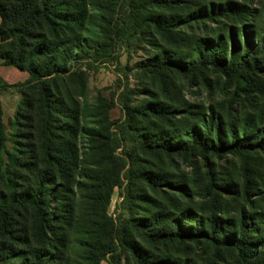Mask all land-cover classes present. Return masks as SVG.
I'll list each match as a JSON object with an SVG mask.
<instances>
[{
    "label": "rangeland",
    "instance_id": "rangeland-1",
    "mask_svg": "<svg viewBox=\"0 0 264 264\" xmlns=\"http://www.w3.org/2000/svg\"><path fill=\"white\" fill-rule=\"evenodd\" d=\"M178 1V4L161 6L151 5V0H91L88 19L100 26L97 30L98 42L87 57L75 64L72 75L57 79L59 111L64 113L65 110L75 109L80 126L98 127V117H93V114L98 113L101 107L105 108L111 124L103 140L109 142L111 148L115 147L113 153L126 162L122 170L123 185L121 188L114 187L105 214L92 199L93 183L96 178H102V172L111 168V164L101 165V150L91 147L88 138L82 134L78 137V171L71 172L69 180H55L50 185V193L55 197L54 211H57V202L64 199L60 189L66 190L65 195L75 206L71 224L68 227L57 224L55 229L57 235L66 240V250L62 256L69 259L70 264L88 263L87 248L81 245L80 240L85 239V232L91 228L90 223L93 219L97 221L95 218L101 217L100 223H105L108 228L110 219L119 225L133 217L150 220L159 211L165 213L166 217H173L188 209L193 214L186 222H182L183 228L196 229L198 219L207 223L210 217L217 215L220 221H230L226 232L231 236L230 233L236 230L241 211L245 210L252 217L256 231L254 235L259 241L254 262L264 264V216H261L264 214L263 151L229 153L222 157L211 156L208 160L198 155L167 157L138 150L137 143L131 138L134 134L135 139H140V129L137 132L130 128L129 133L117 127L127 118L128 107H140L150 100L176 107L180 111H191L186 126L181 114L171 120L151 118L147 123L138 122L139 125H146L150 135L163 136V139L167 136L173 139V136L180 137L188 126L197 123L201 115H209L212 110L223 118L225 125H238L246 116L257 118L263 113L264 72L256 76L245 74L239 79L230 80L212 69L206 70L195 80L171 72L167 90H163L143 64L159 56L160 45L195 59L196 40L212 39L217 32L226 37L229 52L227 60L231 59L234 48L243 50L246 40L253 45L264 44V0ZM207 6L209 11H213V18L195 19L188 26L179 25L171 34L172 41L163 40L151 27L154 18L163 21L174 18L179 21ZM116 25L120 30L118 34L115 33ZM239 31H242V37H239ZM7 38L0 34V132L4 138L0 153L6 179L0 189L5 192L10 191V188L21 191L30 184L29 179L32 180L33 175L29 172V176H26V172L21 167H14L13 162L20 164L27 161L30 164L36 161L35 157L40 155L42 145L37 134L39 121L36 111L27 107L28 103L33 104V108L37 106L38 94L31 86L25 85L30 78L29 72L6 59L7 55L16 52L15 48L7 52L11 47ZM261 55L264 63V53L261 52ZM64 121L66 119L62 118L61 122ZM13 167L17 176L9 181L7 168ZM208 167L213 170L218 182V189L211 192H207ZM81 170L87 176L79 174ZM94 171L100 175L93 174ZM139 173L158 178L166 176L170 184H178L180 188L163 186L152 189L140 177H136ZM248 180L252 183L250 200L243 193ZM130 181L133 184L131 196L128 197ZM20 222L28 226V221ZM134 230L129 226V238L146 250L149 257L168 259L170 255L178 259L170 260L176 264H238L233 249L217 247L207 241L197 244L185 242L188 245L185 247L174 243L165 248H153ZM20 249L17 248V253ZM109 257L102 258L99 264H110ZM21 261L22 257L19 256L4 258L0 255V264H19ZM120 264H136L129 250L123 248Z\"/></svg>",
    "mask_w": 264,
    "mask_h": 264
},
{
    "label": "trees",
    "instance_id": "trees-1",
    "mask_svg": "<svg viewBox=\"0 0 264 264\" xmlns=\"http://www.w3.org/2000/svg\"><path fill=\"white\" fill-rule=\"evenodd\" d=\"M90 1L0 0V34L6 35L11 44L7 52H11L12 48L16 49V52L11 56L7 55L6 59L30 74L25 85L31 86L38 98L36 107L33 108L31 103H28L27 107L36 111L39 121L37 134L42 141L41 152L35 157L36 161L30 164L27 161L20 164L13 162L14 167H21L26 172V176H29V172L33 175L26 189L14 191L10 188L8 192L0 189V255L4 258L22 257L19 264H70L69 259L62 256L66 250V240L58 236L55 229L57 224L67 227L71 224L75 206L65 195L66 190L60 189L64 199L57 202V211H54L55 197L51 195L49 188L55 180H69L71 172L78 171V137L81 134L88 138L91 147L101 150V165L108 162L111 164V168L102 172V178H96L93 183L92 199L103 214L114 187L121 188L123 185L122 170L126 162L113 153L115 147L111 148L109 142L103 140L105 133H109L111 124L107 110L101 107L98 113L93 114V117H98V127H82L76 110H65L64 113L59 111L60 101L56 99L59 94L57 79L72 75L75 64L87 57L90 49L98 42L97 30L100 26L88 19ZM178 3V0H151V5L171 6ZM213 15V11H209L207 6L179 21L174 18L171 21L154 18L151 27L163 40L172 41L171 34L179 25L188 26L195 19L213 18ZM241 32H238L239 37L243 36ZM115 33H120L118 25ZM159 49V56L143 64V67L156 78L163 90H167L171 72H178L191 80L202 76L208 69L219 71L228 80L239 79L245 74L256 76L264 72L261 58L264 44L253 45L246 40L243 50L234 48L231 59L227 60L228 43L221 32H217L212 39L196 40L195 59L180 55L166 46L160 45ZM262 109L263 113L259 117L246 116L238 125H225L223 118L212 110L209 115H201L197 123L188 126L180 137L172 135L174 139L171 136L163 139V136L150 135L146 125L139 123H147L151 118L171 120L181 114V118H185L186 126L191 111H180L181 109L176 107L150 100L140 107H128L127 118L118 123L117 127L129 133L130 128L137 132L141 130L140 139H135L134 134L131 138L137 143L139 151L163 154L167 157L198 155L208 160L211 156L222 157L229 153L264 152V103ZM62 118L66 119L63 123ZM29 119L32 123V119ZM3 139V133L0 132V148ZM2 164L0 153V185L6 181ZM14 167L7 168L9 181H13L12 177L17 176ZM79 174L87 176L84 170ZM93 174L100 175L98 171ZM136 177H140L139 179L145 181L152 189L163 186L180 188L178 184H170V179L166 176L158 178L159 176H150L148 173H139ZM130 179L132 180L131 177ZM207 181V192L218 189L216 175L210 167ZM132 184L133 181L128 184V197L131 196ZM251 185L248 180L243 190L247 200H250L253 194ZM192 214L188 209L178 216L166 217L165 213L159 211L150 220L133 217L125 219L119 225L110 219L108 228L105 223H100L101 217H98L95 218L97 221L93 219L90 223L91 228L85 232V239L80 240L81 245L87 248L89 264H99L107 255L110 256V264H120L123 248L130 251L136 264H176L173 261L178 259L170 255L168 259L147 256V251L129 238L130 226L153 248H165L174 243L185 247L188 246L185 242L197 244L207 241L217 247L233 249L238 264H255L259 241L254 235L256 231L252 225V217L247 215L245 210L241 211L236 230L230 233L232 236L226 232L230 221H220L217 215L210 217L207 223L198 219L196 229L183 228L182 222H186ZM21 220L28 221V226L20 222ZM205 226V229H200ZM18 247L22 249L17 253ZM172 259L173 261H170Z\"/></svg>",
    "mask_w": 264,
    "mask_h": 264
}]
</instances>
